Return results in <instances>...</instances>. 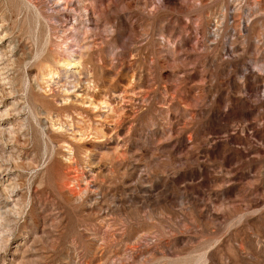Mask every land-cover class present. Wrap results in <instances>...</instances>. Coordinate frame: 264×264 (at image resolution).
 Returning a JSON list of instances; mask_svg holds the SVG:
<instances>
[{"label":"rangeland","instance_id":"obj_1","mask_svg":"<svg viewBox=\"0 0 264 264\" xmlns=\"http://www.w3.org/2000/svg\"><path fill=\"white\" fill-rule=\"evenodd\" d=\"M1 54L0 264H264V0H0Z\"/></svg>","mask_w":264,"mask_h":264},{"label":"bare ground","instance_id":"obj_2","mask_svg":"<svg viewBox=\"0 0 264 264\" xmlns=\"http://www.w3.org/2000/svg\"><path fill=\"white\" fill-rule=\"evenodd\" d=\"M58 6V4H56L55 3V6ZM61 5V4H60ZM59 5V6H60ZM66 10V9H65ZM71 49H72V46H69V44H68V47L65 49L67 52H68V56H72V52L74 51H71ZM4 56H6V55H3V54H1L0 55V61H2V60H4ZM6 59V58H5ZM6 62V61H5ZM60 65L61 66H70L71 67V62H70V60L69 59H64V60H62L61 62H60ZM66 69V68H65ZM55 74V73H54ZM46 76H53V73H52V71L50 70V69H47L46 70V72H45V74H44V77H46ZM8 83V82H7ZM4 157V156H3ZM9 180V179H8ZM10 186H11V184H10ZM12 192V191H11ZM10 191H6V194H10L11 193ZM7 196V195H6ZM8 198V197H7ZM5 203H7V202H5ZM4 210V209H3ZM7 213H9V212H3L2 213V215H6Z\"/></svg>","mask_w":264,"mask_h":264}]
</instances>
